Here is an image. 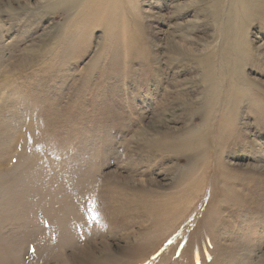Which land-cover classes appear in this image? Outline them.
<instances>
[{
    "label": "rangeland",
    "instance_id": "rangeland-1",
    "mask_svg": "<svg viewBox=\"0 0 264 264\" xmlns=\"http://www.w3.org/2000/svg\"><path fill=\"white\" fill-rule=\"evenodd\" d=\"M0 264H264V0H0Z\"/></svg>",
    "mask_w": 264,
    "mask_h": 264
}]
</instances>
